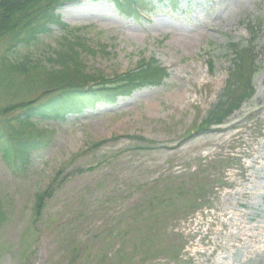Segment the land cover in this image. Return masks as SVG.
<instances>
[{"label":"rangeland","instance_id":"1","mask_svg":"<svg viewBox=\"0 0 264 264\" xmlns=\"http://www.w3.org/2000/svg\"><path fill=\"white\" fill-rule=\"evenodd\" d=\"M179 4L138 23L108 1L61 7L68 29L93 50L82 52L90 71L114 77L154 59L170 76L163 87L38 130L9 109L39 98L44 79L8 73L9 46L0 42V118L15 141L48 144L20 172L0 152V264H264V38L254 46V97L224 126L201 130L234 83L226 48L249 38L248 20L264 22V0ZM53 30L21 56L46 60L65 34ZM62 166L69 181L55 186L37 221L35 195Z\"/></svg>","mask_w":264,"mask_h":264},{"label":"trees","instance_id":"2","mask_svg":"<svg viewBox=\"0 0 264 264\" xmlns=\"http://www.w3.org/2000/svg\"><path fill=\"white\" fill-rule=\"evenodd\" d=\"M69 1L72 0H0V42L4 41L9 46L8 55L2 61L4 68L11 75L19 73L26 82L32 81L34 71L39 73L38 78L44 79V83L41 79L45 89L42 90L40 99L22 100L13 106L15 110L9 109L12 113L18 111L16 122L27 128L38 130V126L42 124L49 126L52 123H63L68 114L99 112L100 107L115 104L120 98L131 97L149 87L163 86L169 77L157 61L148 59H143L136 70L114 77L90 71L82 52L85 50L92 53L93 50L89 49L84 39L74 35L76 30L68 29L60 14L61 7ZM92 1H108L121 16L136 20L141 19L156 4L168 3L172 9H176L178 5L176 0ZM262 25L263 23H259V30ZM53 28L61 29L65 33L60 40L59 49L53 50L54 53L46 60L34 61L30 56H21L23 49L30 48L38 44L41 38L52 35ZM251 32L255 40L259 31L254 26ZM70 34L73 37L66 36ZM228 50L236 55L230 80L234 83L227 85V94L222 102L208 113L201 130L209 131L213 126L224 125L235 111L240 110L245 101L253 97V81L259 72L253 43L232 44ZM10 125L0 118V152L9 162L10 168L20 172L22 168L33 164L32 159L43 152L48 144L34 137L15 141V134ZM99 145L103 144L96 146ZM59 169L52 185L44 190L45 192H37L35 195L32 213L37 221H42L45 217L50 199L59 189L55 186L69 181V169L66 166ZM81 173L79 168L73 172L74 175ZM5 220L0 200V227Z\"/></svg>","mask_w":264,"mask_h":264}]
</instances>
